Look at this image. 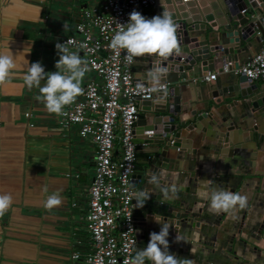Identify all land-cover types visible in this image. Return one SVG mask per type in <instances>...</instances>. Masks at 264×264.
<instances>
[{"label": "crops", "instance_id": "1", "mask_svg": "<svg viewBox=\"0 0 264 264\" xmlns=\"http://www.w3.org/2000/svg\"><path fill=\"white\" fill-rule=\"evenodd\" d=\"M98 2L0 0V51L18 54L21 62V66L11 71L6 82L0 84V195L10 194L13 201L10 209L0 217V264H71L73 252H79V264H86V255L92 251L90 231L83 216L94 174L95 144L90 138L79 136L77 125H60L58 115L50 113L38 99L39 89H29L23 78L27 71L26 60L29 64L40 62L46 73L57 70L55 65L59 55L54 40L74 34L81 10ZM246 2L257 14L259 1ZM143 13L145 18L154 17L155 5L144 9ZM213 29L218 30V27ZM222 40L231 43L232 37L226 38L222 34ZM251 43L248 51L238 53V63L259 50V41ZM147 59V56L136 57L133 72L137 78H143L141 64ZM208 73L215 71H204L199 77L203 79ZM219 76L217 73L209 83L217 82ZM195 78L197 76H191L190 80ZM45 83L42 80L41 86ZM258 83L264 87L263 82ZM231 100L234 105L222 102L216 107L211 102L205 124L213 126L229 111L241 120L248 116L251 126L264 128V119L260 123L250 120V115H256L258 111L249 108L248 99ZM26 112L29 116L25 115ZM145 126L148 122L141 110L134 127L137 170H141L148 156L153 157L149 150L154 147L142 143L150 136L144 132ZM206 130L195 129L198 136L201 135L200 145L187 149L183 152L185 159L166 169L169 177L165 182L184 194L188 216L192 223L197 222V226L179 227L175 233L176 218L153 206L154 199L150 198L152 215L140 217L139 212H135L136 224L150 231L143 230L145 237L137 241L133 258L138 250L147 246L150 233H158L167 223L170 225L167 239L174 241L177 235L182 237L183 234L182 238L187 242L182 240L180 252L185 251L192 264H264L259 262L260 258L250 243L259 246L263 243L256 237L259 230L264 231V228L257 227L264 222V140L260 146L254 145L253 157L249 159L250 154L242 150L243 145L235 146V151L226 148L223 151H230L216 153L211 147L213 142L205 140ZM187 135L182 143L191 146L194 140ZM248 135L249 131L243 130L239 138L245 139ZM175 155L176 151L169 154L172 158ZM228 159L232 162L227 163ZM135 184L138 192L145 190L144 180ZM220 189L246 196V207L240 210L237 206L235 210L216 214L211 209L210 197ZM56 192L63 203L51 211L45 210L47 195ZM147 192L154 194L152 188ZM165 216L169 220L162 218Z\"/></svg>", "mask_w": 264, "mask_h": 264}, {"label": "water", "instance_id": "2", "mask_svg": "<svg viewBox=\"0 0 264 264\" xmlns=\"http://www.w3.org/2000/svg\"><path fill=\"white\" fill-rule=\"evenodd\" d=\"M258 1L259 6L256 9L258 15H256L251 8L248 13L241 12L247 7L246 0H156L155 16L162 15L166 10L178 26L177 37L181 52L163 61L168 75L160 82L168 83L167 94L155 93L152 99H143L139 104V109L143 111L148 122L144 132L150 135L144 138L142 143L154 148L149 150L153 153V157L150 156L143 161L141 170L135 169L132 182L135 189L138 180L145 181L144 191L153 189L154 194H151V198L154 200L151 204L176 218L175 233L178 232L179 227H189L193 224L197 226V222L192 223V219L188 216L189 213L184 206V194L178 189L172 191L165 182L169 177L166 169L178 165L179 160L185 159L183 152H187V149L200 145L201 135L198 136L195 129L201 131L207 129L204 134L205 140L213 142L214 146L211 147L216 153L235 151L237 149L235 146L243 145L242 150L250 154L249 159L253 157L254 145L260 146L264 140V128L251 126L252 122L247 119L248 116L241 120L234 117L235 113L228 111L227 114L221 115L220 120L213 123V126L205 124L209 117L211 102L216 107L222 102L234 105L231 100L233 98L248 99L249 108L258 111L256 115H250V120L260 123L264 119V87L256 81H249L244 74L232 71V68H237L240 64L237 61L238 53L246 51L252 44L251 41L258 42L260 37L264 38V2ZM214 26H217L218 30H214ZM209 32L213 35L211 36ZM222 34H225L226 38L232 37L231 43L223 42ZM241 41L244 44H241ZM147 58L146 63L141 64L144 69L143 78H138L142 82L151 80L148 74L153 70V62L157 60L155 56H147ZM225 63L228 71L224 72ZM204 71L218 72V75L220 74L218 81L209 83L201 79L199 75ZM190 75L197 78L190 80ZM158 96L163 97L162 102H157ZM243 130H248L249 135L248 138L240 139L239 135ZM186 131L189 132L188 135ZM186 135L194 140L191 146L182 143ZM231 135L235 137L231 138ZM214 136L216 139H211ZM226 148L230 150L223 151ZM174 151L176 155L172 158L169 154ZM231 162L230 159L227 160V163ZM152 175L157 176L159 187L149 183ZM237 182L240 180L237 179ZM161 188L169 189V198L163 197ZM133 201L135 212H139L140 217L153 214V208L148 203L149 199L143 207H136L135 198ZM162 218L169 220L168 216ZM136 227L137 241L143 240L145 237L143 230L150 231V229L146 227L142 229L141 224H136ZM257 227L264 228V222ZM169 239V253L175 255L181 264L188 262L192 264L187 253L180 252L183 241ZM256 239L258 242L262 240L261 246L252 241L250 243L260 258L259 262L264 263V231L259 230Z\"/></svg>", "mask_w": 264, "mask_h": 264}, {"label": "built area", "instance_id": "3", "mask_svg": "<svg viewBox=\"0 0 264 264\" xmlns=\"http://www.w3.org/2000/svg\"><path fill=\"white\" fill-rule=\"evenodd\" d=\"M154 5L156 0H99L81 10L74 34L54 40V47L65 43L87 61L82 94L58 115L60 125H77L79 136L95 144L94 174L83 216L92 240L86 264H131L133 260L138 238L133 201L138 191L132 182L137 167L134 127L141 100L152 99L155 93L150 91L151 80L142 82L135 76L136 58L130 62L126 50L113 49L110 43L121 27L127 28L133 10L144 16L143 10ZM249 8L241 12L248 13ZM259 43V50L232 71L264 83L263 37ZM223 71H228L226 63ZM217 73H208L203 80L210 82ZM167 86L160 82L161 89ZM79 257V252H73L71 264H79Z\"/></svg>", "mask_w": 264, "mask_h": 264}, {"label": "clouds", "instance_id": "4", "mask_svg": "<svg viewBox=\"0 0 264 264\" xmlns=\"http://www.w3.org/2000/svg\"><path fill=\"white\" fill-rule=\"evenodd\" d=\"M177 25L173 22L172 15L164 10L162 15H156L151 19L145 18L140 12L133 10L129 14L127 28L121 27L111 39L110 46L113 49L126 50V58L131 62L136 57L155 56L157 60L153 62V70L148 76L152 81L153 93L167 94L166 89L159 87L160 81L168 75L167 68L163 65L172 55H179L181 52L179 40L177 37ZM59 59L56 62V71L46 73L40 62L29 64L26 60L27 71L24 75V82L29 89L36 87L39 89L41 99L46 109L50 113L60 115L65 106L73 103L76 98L82 94L81 83L88 71L87 61L75 52H70L65 43L55 45ZM21 66L18 54L14 55L12 51H0V84L6 82L11 71ZM46 83L41 86V81ZM163 97L158 96L157 102H162ZM149 183L157 187L160 182L156 175H152ZM47 188L44 192L47 193ZM172 191H175L173 188ZM165 199L169 198V189L161 188ZM136 207H143L145 202L151 198V193L139 191L135 195ZM211 209L216 214L235 210L238 206L243 210L247 205V197L236 192L220 189L211 194ZM12 196L10 194L0 195V217H2L12 205ZM63 203L62 197L58 192L47 195L44 208L51 211ZM170 225L164 223L161 230L150 233V239L145 248L138 250L131 261V264H145L150 261L151 264H181V261L173 254H170L169 236ZM177 241H185L177 235ZM187 242V241H185ZM191 264V262H188Z\"/></svg>", "mask_w": 264, "mask_h": 264}, {"label": "trees", "instance_id": "5", "mask_svg": "<svg viewBox=\"0 0 264 264\" xmlns=\"http://www.w3.org/2000/svg\"><path fill=\"white\" fill-rule=\"evenodd\" d=\"M263 2H264V0H262ZM263 11H264V9H263Z\"/></svg>", "mask_w": 264, "mask_h": 264}, {"label": "rangeland", "instance_id": "6", "mask_svg": "<svg viewBox=\"0 0 264 264\" xmlns=\"http://www.w3.org/2000/svg\"><path fill=\"white\" fill-rule=\"evenodd\" d=\"M57 119H58V116H57ZM59 123V122H58Z\"/></svg>", "mask_w": 264, "mask_h": 264}]
</instances>
